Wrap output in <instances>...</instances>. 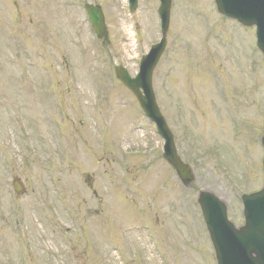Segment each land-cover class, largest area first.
I'll return each instance as SVG.
<instances>
[{"label": "rangeland", "instance_id": "374dc122", "mask_svg": "<svg viewBox=\"0 0 264 264\" xmlns=\"http://www.w3.org/2000/svg\"><path fill=\"white\" fill-rule=\"evenodd\" d=\"M171 1L152 87L187 188L113 71L133 77L159 41L158 0L133 13L127 0H0V264H215L200 191L242 225L240 196L263 179V58L213 0ZM83 3L104 13V52Z\"/></svg>", "mask_w": 264, "mask_h": 264}, {"label": "water", "instance_id": "95a60500", "mask_svg": "<svg viewBox=\"0 0 264 264\" xmlns=\"http://www.w3.org/2000/svg\"><path fill=\"white\" fill-rule=\"evenodd\" d=\"M160 4L163 35L161 42L153 46L150 53L142 58L135 78H130L123 68H116V76L136 96L141 108L164 137V159L181 179L189 184L192 180L190 171L176 156L172 136L158 111L152 90V72L165 48L164 37L170 14V0H160ZM215 4L223 16L235 19L247 27L256 26L258 47L264 56V0H215ZM130 5V11H134L135 0L130 2ZM86 8L98 36H105L100 8ZM261 143L264 148V135ZM199 204L217 253L218 264H264V188L259 193L243 197L246 224L240 230H235L227 222L224 205L212 195L203 193Z\"/></svg>", "mask_w": 264, "mask_h": 264}]
</instances>
